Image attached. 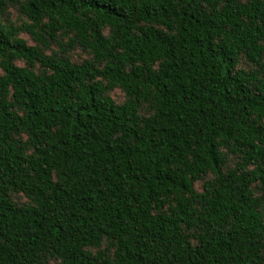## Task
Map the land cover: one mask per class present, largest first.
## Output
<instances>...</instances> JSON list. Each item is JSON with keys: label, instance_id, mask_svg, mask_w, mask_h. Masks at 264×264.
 Wrapping results in <instances>:
<instances>
[{"label": "trees", "instance_id": "trees-1", "mask_svg": "<svg viewBox=\"0 0 264 264\" xmlns=\"http://www.w3.org/2000/svg\"><path fill=\"white\" fill-rule=\"evenodd\" d=\"M0 70V264H264V0H0Z\"/></svg>", "mask_w": 264, "mask_h": 264}, {"label": "rangeland", "instance_id": "rangeland-1", "mask_svg": "<svg viewBox=\"0 0 264 264\" xmlns=\"http://www.w3.org/2000/svg\"><path fill=\"white\" fill-rule=\"evenodd\" d=\"M2 19H3L4 22L9 20L13 24H21V22L23 20V17L21 16V14L18 13V10L16 9V7L11 6V7L7 8V12L4 14V18H2ZM19 36L24 38V39H26L28 44H35V41H33L28 34H26L24 32H20ZM70 55H71L72 60L76 61V62H80V61H82V59L87 57V53L82 51V50H79V49H76V50L72 51L70 53ZM0 73H1V70H0ZM110 95L112 96V98L116 102H120V101H122L124 99V93L119 88H115L113 91H111ZM233 160H234V158H231V161L229 160V164H232ZM201 181L197 182L196 186L199 187Z\"/></svg>", "mask_w": 264, "mask_h": 264}]
</instances>
